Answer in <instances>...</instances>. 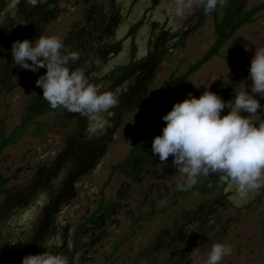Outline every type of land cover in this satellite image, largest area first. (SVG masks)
Instances as JSON below:
<instances>
[{
  "label": "rangeland",
  "instance_id": "374dc122",
  "mask_svg": "<svg viewBox=\"0 0 264 264\" xmlns=\"http://www.w3.org/2000/svg\"><path fill=\"white\" fill-rule=\"evenodd\" d=\"M89 1L59 0L56 17L46 23L39 36H56L63 40L73 26L82 25L84 14L91 4ZM91 1L100 5L102 12L109 15L110 0ZM262 1L264 0H246V8L250 9ZM116 5L120 15L123 16L116 27V40L120 42L121 48L119 53L105 65L106 68L114 60L116 62L124 60L126 49L130 44L126 35L127 30L142 16L146 20L138 28L135 37L138 45L137 56L143 55L145 48H148L146 44L150 37L148 19L167 24L175 31L185 29L187 32L183 46L171 50L160 62L156 81L151 87L150 94L145 97L146 103L151 102L172 73L176 76L183 74L189 65L204 55L214 41L211 18H206L193 31L186 28L187 20L192 24L198 22L196 14L199 9L193 10L182 22H174L165 7L164 0H117ZM257 48H264V11L255 15L250 24L240 28L221 48L217 57L204 64L176 89L164 113L174 102L183 100L189 93L195 96L200 87L217 93L224 91L226 101L230 100L234 95L233 87L238 88L237 82L245 80L249 60L254 49ZM24 72L27 75L15 90L0 95V121L5 128V135L20 123L23 107L37 88L34 81L45 72V69L39 68L35 73L30 70ZM241 76L243 78L235 81L232 88L228 87L232 79ZM213 77L217 80L212 81ZM247 83L250 81H246ZM97 86L104 91L107 82L101 81ZM255 98L264 105V98ZM70 113L60 108L39 117L38 121L43 120L48 123L44 135L33 139L31 131L34 126H31L16 144L4 149L0 156V172L8 176L7 186H22L31 179L32 170L37 165L50 161L61 150L65 136L72 128V121L66 117ZM103 115L105 116L106 113ZM241 115L247 114L241 113ZM146 116L147 113L139 106L130 112L113 132L112 141L99 164L89 175L77 181L76 196L60 211L57 219L58 238L66 228L72 233L88 213H92L96 208L100 188L107 180L111 166L125 158L142 129ZM160 121L162 120L159 118ZM181 182L182 177L171 166V159L164 164L159 162L154 168L153 177L145 178L138 184L123 175H113L103 190V197L106 203H117L118 206L112 216L114 222L101 225L100 230L104 232V237L96 245L97 254L93 255L96 261L102 263L107 259L106 264H150L151 258H137L139 252L147 248L151 250L159 232L168 228L173 219L187 215L205 201L218 196L221 187L218 184L213 193L202 196L193 188L186 191L177 190L176 185ZM227 190L232 191V195L229 196L230 206L226 204L224 210L218 213L219 219L224 220L223 235L218 238L214 236L206 247H202L203 249L190 252L187 258L189 264H205L208 250L213 243H223L232 249L231 255L224 257L221 264H264V188L243 196L231 185ZM161 192L164 193L159 197ZM124 238L125 241L113 253L115 245ZM181 253L187 251L183 250Z\"/></svg>",
  "mask_w": 264,
  "mask_h": 264
},
{
  "label": "trees",
  "instance_id": "16d2710c",
  "mask_svg": "<svg viewBox=\"0 0 264 264\" xmlns=\"http://www.w3.org/2000/svg\"><path fill=\"white\" fill-rule=\"evenodd\" d=\"M116 2L117 0H110V13L106 15L102 12L100 5L91 1L84 14L82 25L73 26L65 38L61 40L67 50L79 53L77 61L69 62L68 67L70 70L79 68L85 73L89 83L94 85L101 81L107 82L104 91H110L115 96L117 95L118 105L104 116L108 117L110 124L106 126L102 134L99 132L91 133L88 131V121L85 117L70 113L66 117L72 121V128L65 136L63 147L49 162L37 165L36 171L29 182L21 188L7 189L5 187L6 179L0 175V195L4 197V201L0 202V218L3 213L7 217L15 206L21 205V202L26 201L28 204V199H32L36 193L47 190L52 195L49 199L51 204L47 209L46 214L49 219L46 223L53 227L52 219L55 218L57 211L54 203L60 207L74 198L76 194L75 184L83 176L89 175L99 164L112 141L113 132L121 121L138 106L142 107V110L147 113L144 125L125 158L111 166L108 178L100 188L96 208L87 219L78 225L72 238L73 247L68 264H71L73 254L79 250V243L83 235L91 232L95 234L97 231L100 232L103 221L112 223L110 218H113L115 208L118 205L117 203H106L103 197V190L109 184L113 175H123L135 184L140 183L145 178L153 177L154 168L160 161L156 157L151 156V139L153 136L160 134L164 122H159V118L171 103L172 95L176 89L204 64L213 57H217L221 48L240 28L250 24L255 15L264 11V1L247 9L246 0H224L223 5H218L214 11L207 15L199 10L196 14L198 22L192 24L187 20L186 28L189 31H193L206 18H211L214 33L213 43L200 59L188 66L183 74L176 76L172 73L151 102L146 103L145 97L150 94L151 87L156 81L160 70V62L171 50L183 46L187 38V32L185 29L175 31L167 24H160L148 19L147 22L150 28V37L146 41L148 48H145L143 55L137 57L138 45L135 42V37L138 28L146 20L142 16L135 22L133 27L131 26L127 30L130 44L126 49L124 60L121 62L114 60L107 69H101L105 61L109 63L110 59H112L109 52L113 56L119 53L121 48L119 46L113 47L109 44L113 33V24L118 25L123 18ZM6 6L7 0H0V13L4 11ZM19 7L23 12L31 9L34 17L33 29L36 37L43 31L46 23L56 17L58 0H37V5L34 7H30L25 0H20ZM194 15L192 18L195 17ZM242 78L243 76L237 77L235 80L232 79L228 87L232 88L234 82ZM122 83H124L123 86H121ZM203 91L206 90L200 87L194 97H198ZM211 92L226 101L224 91L220 93ZM59 109L60 107L56 109L50 108L41 97V89L37 87L23 107L20 123L13 127L8 135H5V128L0 121V154L7 147L16 144L31 126H34L31 131L33 139L44 135L48 128V123L37 119ZM169 158L171 159V156ZM200 191L202 194L208 192L205 189ZM163 193L161 192L159 197H162ZM118 197L122 198L120 195ZM228 205L230 206V204ZM42 225L45 230L46 224L42 222ZM88 225L93 227L90 232L87 229ZM40 230H37V233ZM12 233L7 229L5 242H7V238L11 237ZM49 234L50 229L46 232V235ZM100 234L103 236L104 232L101 231ZM39 240L40 238L37 236V249L42 244L41 240ZM124 241L125 238L115 245L113 253ZM150 251L149 248L142 249L137 258H146Z\"/></svg>",
  "mask_w": 264,
  "mask_h": 264
},
{
  "label": "clouds",
  "instance_id": "9594fccd",
  "mask_svg": "<svg viewBox=\"0 0 264 264\" xmlns=\"http://www.w3.org/2000/svg\"><path fill=\"white\" fill-rule=\"evenodd\" d=\"M223 3L224 0H164L174 22H182L195 9L210 14ZM10 56L13 65L20 69L34 73L45 69L34 83L50 108L79 114L87 119L89 132L103 133L107 126L103 114L119 101L112 92L89 83L79 68L69 69V62L79 59L78 52L67 50L56 36H36L32 40L12 41ZM237 84L239 87H233L234 95L228 101L208 90L198 97L189 93L161 115L164 124L160 134L151 139L150 153L161 164L171 156V166L182 177L177 190L186 191L200 177L210 174L219 175L241 196L264 188V105L255 98H264V48L254 49L247 76ZM60 246L57 237L50 238L45 247ZM231 253L230 246L213 243L205 264H221ZM19 264L68 261L59 253L45 250L24 255Z\"/></svg>",
  "mask_w": 264,
  "mask_h": 264
},
{
  "label": "flooded vegetation",
  "instance_id": "af4514ba",
  "mask_svg": "<svg viewBox=\"0 0 264 264\" xmlns=\"http://www.w3.org/2000/svg\"><path fill=\"white\" fill-rule=\"evenodd\" d=\"M25 1L30 7L37 5V0ZM83 1L85 2L86 0ZM90 2L91 0L89 3ZM19 6L20 0H7L6 8L0 13V95L4 92H12L15 90L27 75L23 69L13 65L10 56V44L14 40H32L35 38L32 11L30 9L27 12H23ZM116 27L117 24H113V33L110 37L109 44L113 47H120V42L116 40ZM126 35L129 40L128 34ZM109 53L112 58L118 54L112 56V53ZM106 64L107 62L105 61L101 69H107L105 67ZM123 85L124 83L121 84V86ZM35 87L36 86H34V89ZM226 111L227 109L224 110V112ZM107 118L108 117H104L108 125L110 122ZM169 160L170 158L168 157L164 163ZM47 162L49 161H45V163ZM36 168L37 166L32 170V177ZM15 172H17V170H15ZM0 175L6 179L5 187L7 189L14 187L21 188L32 179L31 177V179L22 186L13 185L9 187L7 186L9 182L8 176L1 172ZM218 184L221 186L218 196L210 198L209 201H205L204 204L190 211L187 215L173 219L168 228L159 232L155 238L154 244L151 246L152 249L150 254L146 257L151 258L149 261L150 264H189L187 258L190 252L203 249L202 247H206L214 236L218 238L223 235L224 220L221 221L219 219L218 213L224 210L226 204L230 203L229 196L232 195V191L227 190L230 184L222 180L219 175L210 174L205 177H200L197 184L192 188L198 191L202 196H209L213 193V190L216 189V185ZM204 189L208 190L206 194H202L200 191ZM51 195L50 191H41L36 193L32 199H28V204L26 201H23L20 206H15L14 210L7 217L5 213L2 214L3 216L0 218V264H19L21 257L24 255L37 254L45 250L59 253L65 256L68 262L70 261L69 257L72 253V238L74 233L78 225L87 219L91 213H88L87 217L77 225L72 233H70L67 228L61 233L59 238L61 240V246L59 248L53 247L47 249L45 247L47 241L50 238L55 239L58 237L56 233L58 226L57 219L60 211L67 207L69 203L60 207L54 203L57 211L55 218L52 219L53 228L51 225H48L49 223H46L49 219L46 213L51 204L49 201ZM75 196L76 194L74 197ZM3 201V195H0V202L2 203ZM110 221L113 223V218H110ZM42 222L46 224V231L44 230ZM105 223L106 222L103 221L101 224ZM7 229L13 233L10 238H7V242H5ZM39 229L41 230L37 233ZM48 229H50V234L46 235ZM87 229L90 232V230L93 229L92 225H88ZM42 230H44V232H42ZM214 230L215 233L213 234ZM100 233L101 231H97L96 234L91 232L81 237L79 250L73 254L71 264H104L107 261V259H104L102 263L97 262L96 258L93 256L97 254L96 245L104 237V235L101 236ZM130 235L132 234L130 233ZM37 236L42 242L38 249L36 248ZM183 250L187 251V253H181Z\"/></svg>",
  "mask_w": 264,
  "mask_h": 264
}]
</instances>
